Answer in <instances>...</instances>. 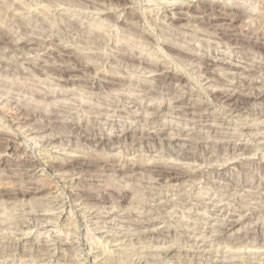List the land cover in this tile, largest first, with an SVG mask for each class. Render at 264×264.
<instances>
[{
    "label": "rangeland",
    "instance_id": "rangeland-1",
    "mask_svg": "<svg viewBox=\"0 0 264 264\" xmlns=\"http://www.w3.org/2000/svg\"><path fill=\"white\" fill-rule=\"evenodd\" d=\"M41 1L0 0L5 37L0 36V133L13 137L8 147L0 138V247L13 249L0 264H41L42 251L53 252L50 264H76L84 253L95 264H126L140 257L141 264H264V99L237 107L216 94L240 84V78L262 87L250 91L240 84L236 92L264 90V0ZM201 6L215 8V14L208 16ZM239 8L248 12L242 19L249 29L242 19L223 14L241 15ZM172 11L181 19L171 20ZM92 34L102 38L99 44L91 42ZM10 37L12 43L28 39L31 45L11 49ZM237 39L250 45H237ZM204 58L213 59L211 71H205ZM161 64L168 70L165 79L150 72V66ZM233 65L242 71L238 74ZM120 79L123 86L116 85ZM194 102L199 108L185 113ZM83 129L86 133H80ZM191 150H210L216 157L183 158L182 151ZM71 160L92 166L79 168L81 173L73 167L56 170ZM28 161L34 167L27 171ZM158 161L195 176L160 181L152 166ZM90 195L105 200H86L80 211L77 199ZM55 197L67 203L64 210L43 211L47 223L31 220L32 227L22 229L10 222L28 219L26 211L35 212L37 201ZM113 201L119 214L134 212V217L112 216L104 223L99 214L89 215L99 208L116 211ZM223 213L238 218L225 231L219 228L227 217ZM247 216L251 219L244 220ZM149 218L155 224L145 228L126 222ZM78 226L81 238L86 233L96 238L91 249L88 241L78 249L71 244V228ZM166 228L202 232L194 240L189 232L156 239ZM169 245L178 252L170 258L158 254Z\"/></svg>",
    "mask_w": 264,
    "mask_h": 264
},
{
    "label": "bare ground",
    "instance_id": "bare-ground-1",
    "mask_svg": "<svg viewBox=\"0 0 264 264\" xmlns=\"http://www.w3.org/2000/svg\"><path fill=\"white\" fill-rule=\"evenodd\" d=\"M28 1H30V0H28ZM37 1V0H36ZM40 2H42L41 0H39ZM50 1V0H49ZM57 1V0H56ZM67 1V0H66ZM81 1H83V0H81ZM110 1H112V0H110ZM126 1H128V0H126ZM131 1V0H130ZM133 1V0H132ZM131 1V2H132ZM223 1H226V0H223ZM232 1H235V0H232ZM32 2V1H31ZM51 2V1H50ZM72 2V1H71ZM89 2V1H88ZM87 1H86V3H88ZM93 2V1H92ZM96 2H97V0H96ZM102 2H103V0H102ZM211 2V1H210ZM209 2V3H210ZM236 2V1H235ZM29 3V2H28ZM68 3H69V1H68ZM85 3V1H84V4H86ZM97 3H101V2H97ZM225 3V2H224ZM223 3V4H224ZM234 3V2H233ZM40 4V3H39ZM54 4H57V3H54ZM102 4V3H101ZM110 4V3H109ZM175 4V3H174ZM181 4V3H180ZM239 4V3H238ZM1 5V4H0ZM28 5V4H27ZM32 5H34V4H32ZM35 5H36V3H35ZM48 5V4H47ZM90 5H94V4H92V3H90ZM89 5V6H90ZM98 5V4H97ZM96 5V6H97ZM240 5H241V3H240ZM239 5V6H240ZM5 6V5H4ZM25 6V5H24ZM87 6V5H86ZM99 6V5H98ZM97 6V7H98ZM103 6V5H102ZM214 6V5H213ZM54 7H55V5H54ZM88 7V6H87ZM96 7V8H97ZM178 7V6H177ZM180 7V6H179ZM242 7V6H241ZM93 8H94V6H93ZM264 8V7H263ZM200 9H202V11L203 12H205V13H207L208 12V16H209V14H215V11L216 10H214L212 7H203L202 8V6H201V8ZM124 10V9H123ZM126 10V9H125ZM239 10H240V12L242 13L241 15H239L238 13H235V10H234V12L232 13V12H230V11H224V13L223 14H225V15H231L232 17H233V19L231 18V20H238V19H242L243 17H245V19H246V16L248 15V12L245 10V9H243V8H239ZM264 10V9H263ZM181 11V10H180ZM238 11V10H237ZM173 12V11H172ZM221 12H223V11H221ZM179 13H176V12H173L172 14H169V17H170V19L171 20H178V19H181V16L180 15H178ZM171 15V16H170ZM135 16V15H134ZM136 17V16H135ZM165 17V16H164ZM250 17V16H249ZM166 18V17H165ZM209 18V17H208ZM215 17H213V18H210V20L211 19H214ZM184 19V18H183ZM168 20V19H167ZM243 20V19H242ZM30 21V20H29ZM94 21V20H93ZM169 21V20H168ZM244 21V20H243ZM71 22V21H70ZM207 22V21H206ZM173 23V22H172ZM171 23V24H172ZM247 23V22H246ZM244 24H245V21H244ZM71 25V24H70ZM69 24H68V26H70ZM76 25V24H75ZM173 25V24H172ZM73 26V25H72ZM71 26V27H72ZM75 27V26H74ZM246 27V28H245ZM1 28V27H0ZM73 28V27H72ZM231 28V27H230ZM243 28V27H242ZM250 27H249V24L248 25H246L245 24V26H244V29H249ZM77 29V28H76ZM7 30V29H6ZM5 30V31H6ZM230 30V29H229ZM242 30V29H241ZM257 30V29H256ZM98 31V30H97ZM97 31H96V33H97ZM101 31V30H100ZM100 31L98 32L99 34H100ZM222 31V30H221ZM8 32V31H7ZM10 32V31H9ZM217 32V31H216ZM242 32V31H241ZM218 33H220V32H218ZM223 33V35H224V37H229L230 35H229V33L227 32V31H223L222 32ZM240 33V32H239ZM7 34V33H6ZM9 34V33H8ZM231 34V33H230ZM243 34V33H242ZM92 35H94V34H92ZM98 34H96V35H94L93 36V38L95 39V40H93V41H91V42H95L96 43V45H97V43H98V41L97 40H99L98 38L96 39V37H98L97 36ZM142 35H145V34H142ZM148 35H150V34H148ZM219 35V34H218ZM3 39L5 38V37H3L2 35H0ZM89 36V35H88ZM238 36V35H237ZM142 37V36H141ZM149 37V36H148ZM147 36H145L144 38H147V39H149ZM245 37V36H244ZM247 37V36H246ZM7 38V37H6ZM223 38V37H222ZM229 38H231V37H229ZM237 38V37H236ZM242 38V37H241ZM9 39V41L11 42V49H12V46H13V48H15V50H18V51H24L27 47L29 48V45H31L30 43V41H29V43L27 42L28 41V39L26 40V41H23V42H21V43H12V41H13V39L10 37V38H8ZM91 39V38H90ZM102 39V38H101ZM228 40V39H227ZM230 40V39H229ZM238 40V39H237ZM237 40H236V43H237V45H239V44H241L242 42V44H244V45H250V44H248L249 42V40H247V41H242L241 43H240V41L239 42H237ZM18 41V40H17ZM20 41V40H19ZM231 41V40H230ZM232 41H233V39H232ZM4 42V41H3ZM15 42H16V40H15ZM37 42V41H36ZM90 42V41H89ZM225 42V41H224ZM7 43H8V41H7ZM7 43H6V45H7ZM99 43H100V41H99ZM98 43V44H99ZM101 43H104V42H101ZM36 44V43H35ZM40 44V43H39ZM42 44V43H41ZM89 44H91V43H89ZM93 44V43H92ZM125 44V43H124ZM235 44V43H234ZM241 44V46H243ZM123 45V44H122ZM127 45V44H126ZM166 45H168V44H166ZM40 46V45H39ZM43 46V45H42ZM92 46V45H91ZM124 46V45H123ZM170 46V45H169ZM168 46V47H169ZM8 47H10V46H8ZM99 47V46H98ZM236 47V46H235ZM6 48H7V46H6ZM247 48V47H246ZM64 49H66V48H64ZM248 49V48H247ZM179 50V49H178ZM254 50V49H253ZM17 51V52H18ZM240 51V50H239ZM65 52V51H64ZM182 52V51H181ZM180 52V53H181ZM190 54V53H189ZM136 56V55H135ZM186 56V55H185ZM191 56H195V54L194 55H191ZM219 56V55H218ZM129 57V56H128ZM134 57V56H133ZM137 57V56H136ZM136 57H134V58H136ZM200 57H203V56H200ZM214 57H216V55L214 56ZM77 58V57H76ZM124 58V57H123ZM138 58V57H137ZM140 58V57H139ZM193 58V57H192ZM218 58V57H217ZM73 59V58H72ZM191 59V58H190ZM196 59V58H195ZM77 60H79V59H77ZM76 60V61H77ZM125 60V59H124ZM129 59L127 58V61H128ZM133 60V59H132ZM135 60V59H134ZM138 60V59H137ZM141 60V59H140ZM213 59L212 58H209V59H206V58H204V60H202L203 62H204V64H205V66H204V69H205V71H207L208 72V70H212V67H211V69H210V66L209 65H211L210 64V62L212 61ZM227 60H229V59H227ZM131 61V60H130ZM129 61V62H130ZM200 61V63L202 62L201 61V59L199 60ZM135 62V64H136V62H138V64H139V62L140 61H134ZM227 62V61H226ZM79 63V62H78ZM141 63V62H140ZM144 63V62H143ZM147 63V62H146ZM80 64V63H79ZM130 64V63H129ZM154 64V63H153ZM202 64V63H201ZM228 65L226 66V67H230V65H231V63H227ZM78 65V64H77ZM80 65H82V64H80ZM80 65H78L79 67H80ZM140 65V64H139ZM138 65V66H139ZM78 66H77V69H78ZM164 66V65H163ZM162 66V64H161V66L160 65H152V66H150V72L152 71H154V72H159V73H157V74H155V75H158V76H160V77H162V79L164 78V77H169L168 76V70L167 69H165L164 67ZM75 67V66H74ZM81 67H83V66H81ZM146 67V66H145ZM203 67V66H202ZM71 68V67H70ZM69 68V69H70ZM149 68V66H147V69ZM236 69V71H238V74H239V70L242 68H239V67H236L235 65H233L232 66V69ZM245 68V67H244ZM66 69L68 70V68L66 67ZM72 69V68H71ZM74 69V68H73ZM72 69V70H73ZM80 69V68H79ZM72 70L71 71H68V72H66L65 73V77L66 78H68V77H70V75L72 74ZM83 70V69H82ZM167 70V71H166ZM214 70V69H213ZM241 71H242V69H241ZM241 71H240V73H241ZM204 72V71H203ZM213 73V72H212ZM109 75V74H108ZM108 75H105V76H108ZM172 75V74H171ZM216 75H217V73H216ZM237 75V74H236ZM63 75H61V77H62ZM238 76V75H237ZM64 77V76H63ZM64 77V78H65ZM108 77H110V76H108ZM221 77V76H220ZM241 77V76H240ZM110 78H112V77H110ZM224 78V77H223ZM165 79V78H164ZM239 79V78H238ZM62 80V79H61ZM107 80V79H106ZM118 80V79H117ZM169 80V79H168ZM167 80V81H168ZM215 80V79H214ZM63 81H64V79H63ZM113 81V80H112ZM116 81V80H115ZM115 81H113V82H111L112 84L115 82ZM138 81V80H137ZM166 81V80H165ZM218 81V80H217ZM123 82H125V80L123 81V80H121L120 79V81H118L117 83H116V85L117 84H119L120 86L122 85L123 86ZM131 82V81H130ZM222 82V81H221ZM224 82V81H223ZM223 82H222V84H223ZM240 82V84H238V85H240V86H238V85H236V86H238V88L240 87V89H241V87L243 86V88H247V89H249L250 87H251V90L250 91H253L254 89H256L257 88V86H260V87H262L261 86V83H258V82H253V80L252 81H248V80H245V79H243V78H240V80L238 81V83ZM115 83H114V85H115ZM134 83H136V82H134ZM143 83V82H142ZM262 83H263V81H262ZM138 84V83H137ZM140 84V83H139ZM237 84V83H236ZM257 84H259V85H257ZM135 85V84H134ZM111 86V85H110ZM113 86V85H112ZM136 86H140V85H136ZM162 86V85H161ZM236 86H234V87H236ZM148 87V86H147ZM149 87H150V85H149ZM156 87H158V86H156ZM233 87V88H234ZM260 87H258V88H260ZM139 88V87H138ZM145 88V87H144ZM232 88V87H231ZM228 89V90H218L217 92H216V94H217V96H220V97H222V98H226L227 100H231V101H233L234 103H235V105L238 107H240V105L241 106H244L245 107V105L249 102V101H252L253 102V100H260V99H264V90H262V88L260 89V90H258V91H256V92H253V94L252 93H249V94H247V92L244 94V92H240V93H238V92H236L235 91V89ZM242 88V89H243ZM257 88V89H258ZM253 89V90H252ZM256 89V90H257ZM238 90V89H237ZM147 91V90H146ZM150 91H152V90H150ZM157 91H158V89H157ZM255 91V90H254ZM156 92V91H155ZM242 93V94H241ZM184 97V96H183ZM183 97H181V98H183ZM180 98V97H179ZM178 98V99H179ZM180 98V100L178 101V102H184L183 101V99H181ZM186 99V98H185ZM189 102V101H188ZM197 103V102H196ZM200 104V103H199ZM196 105L195 104V102H194V106H192L191 104L188 106V107H185L184 109L185 110H183V111H185V113H186V111H188L189 112V110H191V109H193V108H199V106L200 105ZM202 104V103H201ZM205 105V104H204ZM180 106H182L181 104H180ZM179 106V107H180ZM146 107H147V105H146ZM237 107H236V109H237ZM183 108V107H182ZM204 108V107H203ZM20 109V108H19ZM23 109V108H22ZM244 109V108H243ZM180 110V109H179ZM182 110V109H181ZM28 111V110H27ZM31 111V110H30ZM22 113L24 112V111H21ZM187 112V113H188ZM194 112V111H193ZM29 113V112H28ZM28 113H24V114H26V115H28ZM192 113V112H191ZM31 114V113H30ZM25 116V115H24ZM31 116V115H30ZM23 117V116H22ZM26 117V116H25ZM27 118V117H26ZM26 118H24V119H26ZM30 118V117H29ZM29 118H28V120H29ZM47 120V119H46ZM56 122V121H55ZM35 124V123H34ZM43 125V124H42ZM54 124H52V126H53ZM31 126V125H30ZM40 126V125H39ZM45 127V126H44ZM51 127V126H50ZM34 128H36V127H34ZM34 128H32V129H34ZM38 128V127H37ZM46 128V127H45ZM164 128V127H163ZM173 128V127H172ZM31 130V129H30ZM46 130V129H45ZM44 130V131H45ZM51 130V129H50ZM73 130V129H72ZM35 131V130H34ZM80 131V133H81V131H84V133H86L85 132V130L83 129V130H79ZM78 131V132H79ZM89 132V131H88ZM9 133L10 132H8V133H6V132H1L0 133V138L2 139V140H5L6 142H7V144H6V146L8 147L9 146V142L11 141V139L13 138L12 136V138L11 139H9L10 137H9ZM123 136H126V137H128V134H124ZM147 137V136H146ZM145 137V138H146ZM99 140H100V138H99ZM9 141V142H8ZM136 142V141H135ZM233 145V144H232ZM220 146V145H219ZM222 146V145H221ZM228 146V145H227ZM11 147V146H10ZM226 147V146H225ZM2 148V147H1ZM0 148V149H1ZM192 148V147H191ZM197 148V147H196ZM232 148V147H231ZM235 147L233 146V149H234ZM180 149V148H179ZM211 150V149H210ZM205 151V152H203L204 154H201L200 152H194V151H189V152H184V151H182V155H184L183 156V158H188V159H193V160H202L203 161V159H205V158H207V159H205V160H207V161H210V157L211 158H215L216 157V154L214 155L213 154V152H211V151ZM229 150V149H228ZM227 149H226V151H228ZM231 150V149H230ZM224 151V150H223ZM171 153H173V152H169V154H171ZM176 154H178V153H176ZM219 155V154H218ZM217 155V156H218ZM155 156V155H154ZM166 157V156H165ZM209 157V158H208ZM87 159V158H86ZM149 159V158H148ZM209 159V160H208ZM88 160V159H87ZM82 161V160H71V161H62V163H60L57 167H56V170L57 169H65L66 170V168H68V167H73V168H75V169H79V168H84L85 169V167H89V166H92V164L89 162V161ZM103 160H105V159H102V161ZM135 160V159H134ZM106 161V160H105ZM104 161V162H105ZM108 161H110V160H108ZM148 161V160H147ZM207 161H205V162H207ZM212 161V160H211ZM23 162V161H22ZM28 162H30V161H28ZM55 162V161H54ZM225 162V161H224ZM21 163V162H20ZM109 163V162H108ZM126 163V162H125ZM125 163H124V165H125ZM127 163H128V161H127ZM147 163V162H146ZM105 164V163H104ZM24 165V164H23ZM27 165V166H26ZM57 165V164H56ZM103 165V164H102ZM130 165V164H129ZM25 166L27 167H24V168H26L27 169V171H28V168L29 169H31L32 167H34V164L33 163H29V164H25ZM94 166H96V165H94ZM106 166H108V165H106ZM134 166V165H133ZM143 166V165H142ZM146 166H150V165H148V164H146ZM152 166L153 167H155V169H154V174H155V177L158 179V180H160V181H179V180H181L182 181V179L183 178H185V177H189V179H191L190 177H194L195 176V174H191V173H189V174H187V172L184 170V169H182L181 167H178L177 165H171V164H166V163H161V161L159 162H155V163H153L152 164ZM19 167H22V166H19ZM23 167H22V169H23ZM53 167V166H52ZM51 167V168H52ZM72 168V169H73ZM135 168V167H134ZM152 168V167H151ZM33 169V168H32ZM54 169V168H53ZM81 169H79L80 170V173H81ZM90 169V168H89ZM147 169V168H146ZM149 169V168H148ZM25 170V169H24ZM71 170V169H70ZM74 170V169H73ZM79 170H78V172H79ZM150 170V169H149ZM243 170V169H242ZM60 171V170H59ZM77 171V170H76ZM85 171H87V170H85ZM24 172V171H23ZM51 172V171H50ZM88 172V171H87ZM53 173H54V171H53ZM52 173V174H53ZM61 173V172H60ZM82 173H83V170H82ZM151 173H153V172H151ZM217 174H219V173H217ZM221 174V173H220ZM223 174V173H222ZM152 176V175H151ZM154 177V176H153ZM219 177H221L220 175H219ZM155 178V179H156ZM238 178V177H237ZM157 179H156V181H157ZM223 179V178H222ZM165 182V183H166ZM160 183H162V182H160ZM164 183V182H163ZM262 184V183H261ZM179 185V184H178ZM26 187V186H25ZM14 188V187H13ZM39 189V188H38ZM15 190V189H14ZM22 190V189H21ZM28 191V190H27ZM2 194V193H1ZM77 197H79V196H77ZM81 197H82V195H81ZM79 198V199H77V201L78 200H80L81 199V201H80V203H79V205H77L78 207L80 206V205H82V207H80V211H83L84 209H85V207L86 206H83V205H85V202L84 201H86V200H94V199H98V200H100V201H103V200H105V197H103V196H100V197H95V196H93V195H90V196H88V197H86L85 196V198ZM149 197V196H148ZM73 200V199H72ZM115 200V199H114ZM117 200V199H116ZM76 201V200H75ZM69 202V204H70V209L73 211L74 209H73V207H72V204H71V200L70 201H68ZM175 202V201H174ZM66 203H67V200L65 199V197H62V198H44V199H42V200H39V201H37L35 204H34V206H36V211L35 212H33V211H26V216L28 217V219H25V220H23V219H16V221L15 220H13V221H10V222H12V223H14V222H19V225L22 227V229L23 228H29L30 226L32 227V224H33V222H35V220H38V221H44V222H46L47 223V217H46V213H44L43 211H46V210H52V209H56V206H58V208L60 209V208H62L61 210H64V208H65V205H66ZM161 203V202H160ZM213 203V202H212ZM75 205V204H74ZM112 207L114 206V207H117L118 209H116V211H114V212H110V211H105V210H97V212L95 211V210H93L92 212H90L89 213V215L91 216V215H93L94 214V212L96 213V215L97 214H99L98 215V217H100V218H102V220L104 221V223L106 222V219H110V217H112V216H115V217H121L122 219H131V217L133 216L134 217V212H130V213H125V214H119V211L121 210V208L119 209V203L117 202V201H113L112 202ZM139 205V204H138ZM157 206V205H156ZM134 207H136V206H134ZM74 208H76V207H74ZM163 208V207H162ZM104 209V208H103ZM28 210H30V209H28ZM88 210H90V209H88ZM23 211H25V210H23ZM41 212H43L42 214H41ZM76 212V211H75ZM74 212V213H75ZM89 212V211H88ZM78 213V212H77ZM145 213V212H144ZM231 213V212H230ZM21 214V213H20ZM25 214V213H24ZM136 215V214H135ZM213 215V214H212ZM26 216H25V218H26ZM222 216H227L224 220L222 219V223L219 225V228L220 229H222L221 231H225V230H227V229H229V228H231V227H233L237 222H238V218L237 219H234V217H236V215L235 214H226V213H223L222 214ZM75 217H76V220L77 221H79V215L78 214H76L75 215ZM139 217V216H138ZM228 217H231V218H228ZM113 218V217H112ZM217 218V217H216ZM114 219V218H113ZM218 219V218H217ZM251 219V216H247L244 220H250ZM10 220V219H9ZM31 220L33 221L32 223H30L31 222ZM218 220H220V219H218ZM240 220V219H239ZM3 221V220H2ZM9 221L6 223L7 225H8V223H10ZM51 222H52V220H51ZM124 222V221H123ZM126 222H127V224H130V225H132L135 229H138V228H141V227H149V226H153L154 224H155V220H153L152 218H151V220H150V218L146 221V222H144V221H128V220H126ZM87 223H88V221H87ZM2 224V223H1ZM37 225V224H36ZM5 226V225H4ZM34 226V225H33ZM96 226V225H95ZM251 226V225H250ZM20 227V228H21ZM214 227H216V226H214ZM218 227V226H217ZM2 228V227H1ZM8 228V227H7ZM179 228V227H178ZM198 228H200V227H198ZM19 229V228H18ZM68 230V229H67ZM249 230V229H248ZM20 231H21V229H20ZM69 231V230H68ZM73 231V237L74 238H72V243L71 244H77V248L76 249H78V247L79 246H82V245H84L83 243L84 242H87L88 241V245H89V248L91 249V247H92V245L93 244H96L97 242H96V238H94L93 237V235L91 234H85V237H80L79 236V232H80V227L78 226V228L77 227H75V228H71V232ZM196 231V230H195ZM254 231V230H253ZM70 232V233H71ZM187 232H189L190 234H193V237H192V239L194 240V238H195V236L198 234V233H200V232H202V230H198V231H196V232H194V230H193V232L191 231L190 232V230H182V232H177L176 230H174V229H169V228H166V229H162V230H159L158 232H157V235L155 236V238L157 239V237L158 236H163V237H165V238H169V237H171V236H173V237H175V236H180L181 237V235L180 234H185V233H187ZM247 233V232H246ZM151 234H155V233H151ZM2 235V234H1ZM245 235H247V234H245ZM84 236V235H83ZM186 236V235H185ZM126 237V236H125ZM146 236H144V235H142L139 239H144ZM228 237V236H227ZM227 237L225 236H223L222 238H225V240L226 241H229V240H231V239H227ZM247 237V236H246ZM189 238V237H188ZM151 239V238H150ZM155 239V240H156ZM196 239H197V237H196ZM199 239V238H198ZM60 240V239H59ZM64 240V239H63ZM203 240V239H202ZM61 241V240H60ZM114 241V240H113ZM63 242V241H62ZM61 242V243H62ZM71 242V241H70ZM230 242V241H229ZM232 242V241H231ZM198 244V243H197ZM128 248V247H127ZM16 249V248H15ZM46 249V248H45ZM143 249V248H142ZM37 250V249H36ZM43 250V249H42ZM41 249L40 250H38V253L39 252H41L42 251ZM47 250H49V249H47ZM79 250H81V248L79 249ZM29 251V250H28ZM13 249L11 248V249H8V248H4V249H1V247H0V257H4V256H11V255H13ZM43 252V251H42ZM41 252V257H40V261L41 262H43V263H41V264H50L51 263V257H52V253H50L49 251L47 252V251H45V252H43L42 253ZM158 254H160V255H162V256H164V258H170L172 255H173V253H177L178 252V250H176V248H174L173 246H171V245H169V246H166V247H163V248H160L158 251ZM155 253V252H154ZM147 255V254H146ZM37 256H38V254H37ZM88 257H89V254L88 253H84V256H83V258H81V260H76L77 261V263L76 264H81V261H82V259L84 260V261H86V264L87 263H89V264H95V262L93 261V262H91V261H89L88 262ZM38 261V260H37ZM144 261V259H143V257H140V258H138V259H136V260H134V261H128V263H126V264H141L142 262ZM46 262V263H45Z\"/></svg>",
    "mask_w": 264,
    "mask_h": 264
}]
</instances>
